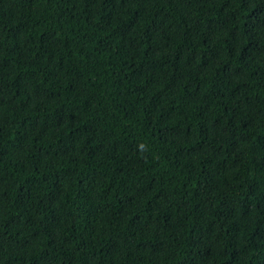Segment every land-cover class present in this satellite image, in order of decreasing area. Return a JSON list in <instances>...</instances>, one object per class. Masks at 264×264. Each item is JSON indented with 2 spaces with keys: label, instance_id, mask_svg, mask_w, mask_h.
<instances>
[{
  "label": "trees",
  "instance_id": "obj_1",
  "mask_svg": "<svg viewBox=\"0 0 264 264\" xmlns=\"http://www.w3.org/2000/svg\"><path fill=\"white\" fill-rule=\"evenodd\" d=\"M0 264H264V0H0Z\"/></svg>",
  "mask_w": 264,
  "mask_h": 264
}]
</instances>
